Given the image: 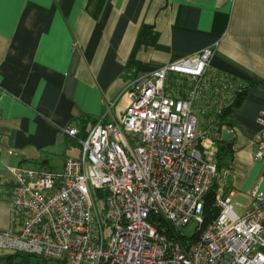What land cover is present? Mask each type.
I'll return each instance as SVG.
<instances>
[{
    "label": "built area",
    "instance_id": "built-area-1",
    "mask_svg": "<svg viewBox=\"0 0 264 264\" xmlns=\"http://www.w3.org/2000/svg\"><path fill=\"white\" fill-rule=\"evenodd\" d=\"M212 53L137 76L122 115L96 120L84 136L63 128L80 152L62 169L11 167L13 227L0 229V248L60 264H264V189L240 215L230 193L216 197L217 214L205 220L218 163L203 138L218 128L213 113L204 129L200 118L210 99L219 107L233 98L225 76L208 73ZM169 75L182 93L167 88ZM258 120L253 155L264 162V110ZM157 217L180 235L161 233Z\"/></svg>",
    "mask_w": 264,
    "mask_h": 264
},
{
    "label": "crops",
    "instance_id": "crops-1",
    "mask_svg": "<svg viewBox=\"0 0 264 264\" xmlns=\"http://www.w3.org/2000/svg\"><path fill=\"white\" fill-rule=\"evenodd\" d=\"M206 47L209 75L248 85L224 117L233 138L214 181L215 199L230 193L240 215L264 189V162L253 155L264 110V0H0V229L13 227L11 167L62 169L80 152L63 128L80 135L117 119L134 78ZM211 116L201 114L200 129ZM222 130L204 136L206 150H217ZM11 255L0 248V264Z\"/></svg>",
    "mask_w": 264,
    "mask_h": 264
},
{
    "label": "trees",
    "instance_id": "trees-1",
    "mask_svg": "<svg viewBox=\"0 0 264 264\" xmlns=\"http://www.w3.org/2000/svg\"><path fill=\"white\" fill-rule=\"evenodd\" d=\"M216 74L218 75L219 72ZM221 74L225 76L226 81H227V87L230 88L229 91L232 93L233 98H232L231 102H229L227 104L219 105V107L217 106V104H214L213 106H211V108H212L211 113H213L215 119H217L216 125L218 128V132H220L224 126V117L226 116V114L231 109H233L234 107L239 105L241 99L243 98L244 94L246 93V91L248 89V85L240 83V82L237 83L236 82L237 78L234 77L233 75H230L227 73H222V72H221ZM181 83H183V85H184L185 81L183 80V82H181ZM230 86L231 87L234 86L233 89ZM167 88L174 91V92H179V94L182 93V90L179 86V81L177 80L176 75H169V77L167 79ZM87 129L88 128L83 129L81 131L82 133H80L79 136H84L87 132ZM218 141H219V143L217 144L216 159H217L218 168H219L220 158L225 155L224 150H226L227 147L225 145L224 140L221 139ZM215 196H216V184L213 183L212 187L210 188V190L208 191V193L205 197L204 215H205L206 221H209L210 219H212L217 214V208L214 205ZM157 221H158L157 227L161 233H163L169 237L173 236L174 234L180 233L179 232L180 230L174 229L164 219L157 217ZM15 261L16 262H25L28 264H39V263L54 264L55 263L53 261H49L47 259L35 256V255L15 253V255H11L9 257L7 264H12Z\"/></svg>",
    "mask_w": 264,
    "mask_h": 264
},
{
    "label": "rangeland",
    "instance_id": "rangeland-1",
    "mask_svg": "<svg viewBox=\"0 0 264 264\" xmlns=\"http://www.w3.org/2000/svg\"><path fill=\"white\" fill-rule=\"evenodd\" d=\"M200 127V124H199ZM101 202V201H100ZM214 205H215V200H214ZM237 209V208H236ZM182 232L185 233L186 235H191L195 231V224L190 223L184 227H182Z\"/></svg>",
    "mask_w": 264,
    "mask_h": 264
},
{
    "label": "water",
    "instance_id": "water-1",
    "mask_svg": "<svg viewBox=\"0 0 264 264\" xmlns=\"http://www.w3.org/2000/svg\"><path fill=\"white\" fill-rule=\"evenodd\" d=\"M221 138L222 140L231 139L233 138V133L231 131H227L226 129H223L221 133Z\"/></svg>",
    "mask_w": 264,
    "mask_h": 264
}]
</instances>
